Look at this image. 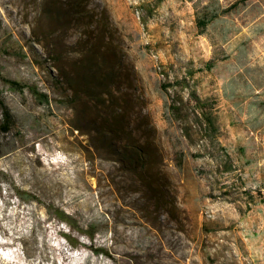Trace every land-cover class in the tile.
Listing matches in <instances>:
<instances>
[{
	"label": "rangeland",
	"instance_id": "obj_1",
	"mask_svg": "<svg viewBox=\"0 0 264 264\" xmlns=\"http://www.w3.org/2000/svg\"><path fill=\"white\" fill-rule=\"evenodd\" d=\"M153 1L0 0V264H264V0ZM190 69L214 138L160 88Z\"/></svg>",
	"mask_w": 264,
	"mask_h": 264
},
{
	"label": "trees",
	"instance_id": "obj_2",
	"mask_svg": "<svg viewBox=\"0 0 264 264\" xmlns=\"http://www.w3.org/2000/svg\"><path fill=\"white\" fill-rule=\"evenodd\" d=\"M163 0H154L151 3H140L137 8H139L141 12L140 21L143 26H146L148 17L153 13L156 7H158ZM246 0H236L235 2L231 3L228 7L222 9L221 13L227 14L232 11H234L240 4L244 3ZM219 14L215 13H207L202 14L201 16H198L195 20L196 28L200 33H203L206 27L213 22ZM213 62L211 60H208L204 63L203 67L205 69H210L212 67ZM199 70V69H197ZM194 70L187 71L186 75L181 77L180 79L174 80L172 82L164 81L160 84V88L163 92L167 93L169 98V104H168V110L169 112L175 117V119L182 120L184 119L181 117L186 111L187 107L185 106L186 102L183 101V96L179 92L178 89H187L188 95H189V101L192 102V109L195 114V119L197 120V123L202 129L204 133H206L210 138H214L215 135L218 133V125H217V118L214 115L212 111L213 102L208 98H201L197 92L195 87L193 86L194 83ZM87 77L81 78L80 83L74 80L68 79V77L63 74L59 78V83L65 84L68 88L73 90L75 94H79L81 92H86L90 88L91 82L94 83H103V79H106L104 75H99L101 77V80L97 79L96 72L90 69V73L87 74ZM0 80L8 83L10 87L22 90L24 85L20 82L9 79L4 77L0 72ZM76 82V83H75ZM86 89V90H84ZM31 93L40 101L47 102L48 97L46 93L40 92L37 89L29 88ZM14 126V116L11 112V110L8 108V106L4 103L1 93H0V132L1 133H7L9 132L12 127ZM226 160L224 162V169L225 171L231 170V162L229 161V157L225 154L224 155ZM224 195L227 194L226 191L223 192ZM57 217L60 221H64L67 224H69L67 221L68 215L64 213L63 211H59L57 213ZM89 239L93 237V233L91 231H86L84 233ZM95 252L106 254L108 255V251L103 248H97L94 249Z\"/></svg>",
	"mask_w": 264,
	"mask_h": 264
}]
</instances>
